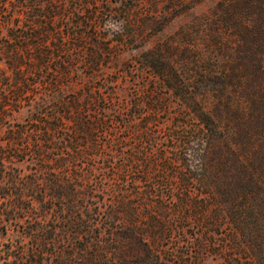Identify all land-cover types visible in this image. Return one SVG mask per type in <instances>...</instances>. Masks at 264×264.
<instances>
[{
    "label": "trees",
    "instance_id": "trees-1",
    "mask_svg": "<svg viewBox=\"0 0 264 264\" xmlns=\"http://www.w3.org/2000/svg\"><path fill=\"white\" fill-rule=\"evenodd\" d=\"M162 8L0 0V112L29 111L0 147V264H183L171 242L210 245L195 226L264 264V0H218L141 52L174 112L157 90L118 101L106 71L180 7Z\"/></svg>",
    "mask_w": 264,
    "mask_h": 264
},
{
    "label": "rangeland",
    "instance_id": "rangeland-1",
    "mask_svg": "<svg viewBox=\"0 0 264 264\" xmlns=\"http://www.w3.org/2000/svg\"><path fill=\"white\" fill-rule=\"evenodd\" d=\"M181 2V6L179 2ZM168 2V0H158L162 9L167 7L178 9H171V14L168 13L161 19L163 26L154 27V29L144 28L143 35H139L133 42H129L126 46L116 48L118 50V57L114 59L107 72H116L115 76L118 78L114 86L115 97L118 101L134 99L138 92L157 90L163 96L165 101H168L171 110L176 111V103L178 99L168 94L166 88L159 85V80L153 75L147 67L139 64L140 54L142 51L149 49L155 45L156 42L166 43L170 38H176L182 27L189 25L191 20L198 14L207 12L218 0H202L194 2V0H178ZM193 36L188 37L193 39ZM193 42V41H189ZM4 64L0 61V68ZM130 68V69H129ZM173 108V109H172ZM175 108V109H174ZM28 107H21L18 111H13L10 114L2 115L0 112V147L5 145V133L10 125L23 122L28 115ZM163 116V115H162ZM165 116V115H164ZM172 151H168L171 155ZM25 167V165H23ZM28 168V167H26ZM2 193L0 192V199ZM1 200H0V217L1 215ZM201 233L210 240L207 250L200 248H192L190 244L185 242L186 239L180 241H173L169 245L173 249V253L181 260L183 264H252L249 259V251L243 245H231L225 241L226 228L221 226L211 231V229L202 230L200 227H192L187 230L186 235L192 237L194 234ZM5 241L4 235L0 227V253L2 244ZM201 252H207L203 257L196 258ZM172 253V254H173ZM191 255V256H190Z\"/></svg>",
    "mask_w": 264,
    "mask_h": 264
}]
</instances>
